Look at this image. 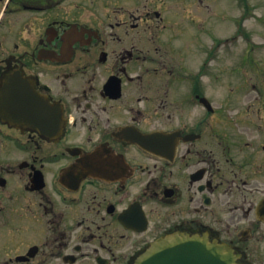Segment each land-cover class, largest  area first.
Segmentation results:
<instances>
[{
	"label": "flooded vegetation",
	"instance_id": "flooded-vegetation-1",
	"mask_svg": "<svg viewBox=\"0 0 264 264\" xmlns=\"http://www.w3.org/2000/svg\"><path fill=\"white\" fill-rule=\"evenodd\" d=\"M161 7L0 0V264H134L175 234L264 264V66L245 12L237 66H214L228 38L216 50L209 4L205 60L186 66Z\"/></svg>",
	"mask_w": 264,
	"mask_h": 264
},
{
	"label": "rangeland",
	"instance_id": "rangeland-1",
	"mask_svg": "<svg viewBox=\"0 0 264 264\" xmlns=\"http://www.w3.org/2000/svg\"><path fill=\"white\" fill-rule=\"evenodd\" d=\"M161 1V10L168 24L164 32L166 44L181 58V63L198 66L205 60L207 36L199 21L206 20L205 5L209 4L213 10V45L216 47L219 39L228 38L214 54V66H237L239 38L233 37L236 36L238 18L243 11L246 14L245 26L248 31L251 30L250 40L246 37L249 44H245L252 48L254 58L264 66V0H202V3L198 0ZM198 4L204 7L199 8ZM173 24L175 28L171 27Z\"/></svg>",
	"mask_w": 264,
	"mask_h": 264
},
{
	"label": "water",
	"instance_id": "water-1",
	"mask_svg": "<svg viewBox=\"0 0 264 264\" xmlns=\"http://www.w3.org/2000/svg\"><path fill=\"white\" fill-rule=\"evenodd\" d=\"M156 247L135 264H237L230 250L201 236L163 238L160 254L155 252Z\"/></svg>",
	"mask_w": 264,
	"mask_h": 264
}]
</instances>
